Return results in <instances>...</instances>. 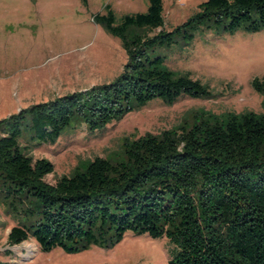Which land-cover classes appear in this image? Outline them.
I'll list each match as a JSON object with an SVG mask.
<instances>
[{
  "label": "trees",
  "instance_id": "16d2710c",
  "mask_svg": "<svg viewBox=\"0 0 264 264\" xmlns=\"http://www.w3.org/2000/svg\"><path fill=\"white\" fill-rule=\"evenodd\" d=\"M147 1L146 12L118 22L110 9L95 17L127 55L114 80L0 119V204L14 221L7 243L76 253L131 231L166 238L168 264H264V111L198 112L189 125L131 141L125 160L97 156L52 184L53 164L20 143L24 134L54 142L77 119L97 130L155 99L210 97L199 80L167 68L160 47L191 40L201 26L264 29V0H206L171 31L162 0ZM252 86L264 93V79Z\"/></svg>",
  "mask_w": 264,
  "mask_h": 264
},
{
  "label": "rangeland",
  "instance_id": "374dc122",
  "mask_svg": "<svg viewBox=\"0 0 264 264\" xmlns=\"http://www.w3.org/2000/svg\"><path fill=\"white\" fill-rule=\"evenodd\" d=\"M204 1L162 0L163 29L181 25ZM147 6V0H0V119L20 108L114 80L127 55L120 39L95 17L110 9L118 22L124 15L146 12ZM158 52L167 68L190 74L208 87L211 96L185 95L173 104L155 99L97 130L72 120L54 142L31 140L24 134L20 143L33 160L53 164L46 182L83 170L97 156L125 160L131 141L189 125L201 111L218 116L264 111V93L252 86L254 78L264 79V29L230 33L201 26L191 40L160 47ZM13 225L0 204V264H168L166 238L127 231L110 247L45 252L33 239L8 245Z\"/></svg>",
  "mask_w": 264,
  "mask_h": 264
}]
</instances>
